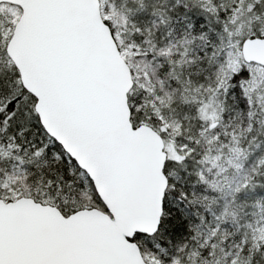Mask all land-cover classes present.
I'll return each mask as SVG.
<instances>
[{
    "label": "snow or ice",
    "instance_id": "1",
    "mask_svg": "<svg viewBox=\"0 0 264 264\" xmlns=\"http://www.w3.org/2000/svg\"><path fill=\"white\" fill-rule=\"evenodd\" d=\"M0 264H264V0H0Z\"/></svg>",
    "mask_w": 264,
    "mask_h": 264
}]
</instances>
